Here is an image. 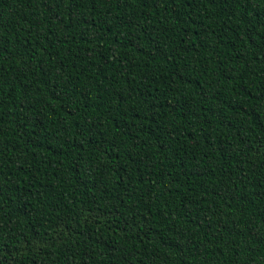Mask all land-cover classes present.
Masks as SVG:
<instances>
[{
  "label": "trees",
  "instance_id": "trees-1",
  "mask_svg": "<svg viewBox=\"0 0 264 264\" xmlns=\"http://www.w3.org/2000/svg\"><path fill=\"white\" fill-rule=\"evenodd\" d=\"M0 264H264V0H0Z\"/></svg>",
  "mask_w": 264,
  "mask_h": 264
}]
</instances>
